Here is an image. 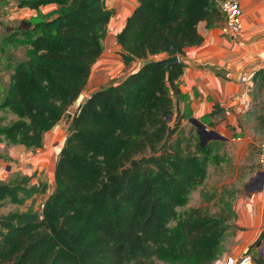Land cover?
I'll use <instances>...</instances> for the list:
<instances>
[{"label": "trees", "instance_id": "16d2710c", "mask_svg": "<svg viewBox=\"0 0 264 264\" xmlns=\"http://www.w3.org/2000/svg\"><path fill=\"white\" fill-rule=\"evenodd\" d=\"M137 2L116 35V53L126 66L143 64L70 115L114 11L105 0H16L19 8H55L2 29L0 73L8 79L0 81V110L16 118L0 124V141L40 149L46 132L66 116L69 122L51 192L25 186L30 176L0 181V199L23 207L0 219V264H210L222 253L235 215L230 203L215 215L186 207L221 143L201 146L196 127L186 131L181 116L173 118L170 94L184 49L202 41L199 22L222 16L210 0ZM19 47L24 56L16 59L11 49ZM175 55V64L160 62ZM255 78L264 81L263 70ZM263 243L264 229L246 253ZM255 252L253 264H264V248Z\"/></svg>", "mask_w": 264, "mask_h": 264}, {"label": "crops", "instance_id": "0c3cea01", "mask_svg": "<svg viewBox=\"0 0 264 264\" xmlns=\"http://www.w3.org/2000/svg\"><path fill=\"white\" fill-rule=\"evenodd\" d=\"M137 4V0H105L106 7L114 13L102 40V54L92 66L78 103L110 82L122 80L143 64L138 60L126 66L116 53V35ZM239 5L242 11L239 33H222V18L211 25L199 22L202 41L184 49L179 58L185 64L183 72L170 87L173 118L181 116L184 128L191 129L192 121L198 120L207 130L215 131L220 138L210 141L226 146L234 159V173L249 174L243 188L236 189L229 200L235 215L225 236L232 240L222 256L232 257L247 252L264 229V182L261 184L260 178L254 177L259 172L258 145L264 139V81L255 78L258 70L264 72V0H239ZM54 8L47 5L31 10L19 8L16 0H0V15L12 12L15 16L10 18L18 21L38 19ZM242 73L253 80L252 87L240 81ZM213 111L217 112L210 115ZM64 118L44 134L40 149H26L2 139L0 181L7 182L17 176L33 177L35 172L52 165V153L61 147L67 132L69 120L66 124L68 118ZM248 159L253 160L254 171L250 170ZM237 245H241L238 252ZM259 245L250 253L256 250L260 253Z\"/></svg>", "mask_w": 264, "mask_h": 264}, {"label": "rangeland", "instance_id": "374dc122", "mask_svg": "<svg viewBox=\"0 0 264 264\" xmlns=\"http://www.w3.org/2000/svg\"><path fill=\"white\" fill-rule=\"evenodd\" d=\"M12 14L14 13H5L0 15V34L2 32L4 25H11L14 26L17 23V19L10 18L14 17ZM23 48V47H22ZM21 47L17 49H11V53L14 55L16 59L22 58L24 56L23 49ZM1 67V66H0ZM8 79V73L1 72L0 73V81L5 83ZM76 102L73 104L69 111L74 112L77 106ZM70 115H72L69 112ZM68 117V116H66ZM16 116L8 110H0V124H8L9 122L15 120ZM65 119V118H64ZM68 119H66V124ZM192 129V128H191ZM188 131V128H186ZM56 151V150H55ZM55 151L52 153V165L44 167L42 171L39 173L35 172L30 182H27L25 186H32V185H46L45 194L47 195L51 192L52 188L54 187V182L52 179V172H53V164L55 156ZM57 152V151H56ZM229 150L223 144H220L219 149L214 151V154L217 157V161L214 163H210L207 170V176L204 182L194 189L191 193L190 201L188 202L186 207H201L203 211H206L209 215H215L218 213H226V204L231 200L232 194L235 190H239L243 188V184L246 182L244 179L249 174L246 172H239L238 174L234 173V159L228 154ZM56 161V159H55ZM249 168L251 171L255 170V166L252 159H248ZM258 173L254 175L257 176ZM18 196L21 197L22 194L18 193ZM41 195L37 196V202L41 203ZM26 204L30 203V199L25 201ZM38 203L36 204V208L38 207ZM23 207L21 205H17L7 197H3L0 199V219L6 218L8 215L14 212L22 211ZM233 218L230 219L229 224L231 227ZM227 233V232H226ZM226 235V234H225ZM232 239L225 236L222 245V253L217 256L215 259L212 260L210 264H217L216 261L222 257L224 250L229 247L230 241ZM241 248V245H237V249L235 250L238 252ZM256 247H253V249ZM264 248V243L262 244V248L259 251H262ZM252 249V250H253ZM250 253V252H248ZM252 257L256 254L250 253ZM154 264H178L168 260H162L155 258Z\"/></svg>", "mask_w": 264, "mask_h": 264}, {"label": "built area", "instance_id": "2783aa9c", "mask_svg": "<svg viewBox=\"0 0 264 264\" xmlns=\"http://www.w3.org/2000/svg\"><path fill=\"white\" fill-rule=\"evenodd\" d=\"M222 16L221 31L227 33H239L242 29V11L239 0H210ZM240 81L248 87L253 86V80L249 79L246 73H242ZM257 164L259 172H264V139L258 145ZM43 204H40V208ZM217 264H253L250 253L243 252L238 257L229 255L222 256L216 261Z\"/></svg>", "mask_w": 264, "mask_h": 264}, {"label": "water", "instance_id": "95a60500", "mask_svg": "<svg viewBox=\"0 0 264 264\" xmlns=\"http://www.w3.org/2000/svg\"><path fill=\"white\" fill-rule=\"evenodd\" d=\"M160 62L166 66L171 65V64H175L178 62V56L175 55V56H172L169 58H165V59H162ZM169 119H170V117H169ZM192 123L196 127V132L198 133L201 146H204L210 140L220 138V136L215 131L207 130L205 125H203L198 120H193ZM169 129H170V127L168 128V130ZM257 176L260 178V182L262 184L264 182V172H258ZM261 253H262V251H260V254Z\"/></svg>", "mask_w": 264, "mask_h": 264}]
</instances>
